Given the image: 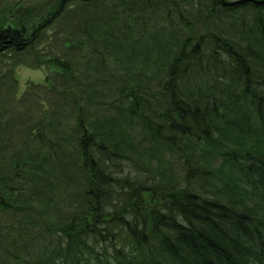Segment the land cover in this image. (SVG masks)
Segmentation results:
<instances>
[{
    "label": "trees",
    "instance_id": "16d2710c",
    "mask_svg": "<svg viewBox=\"0 0 264 264\" xmlns=\"http://www.w3.org/2000/svg\"><path fill=\"white\" fill-rule=\"evenodd\" d=\"M142 1L0 23V58L48 65L62 98L18 142L0 122V264H264V6Z\"/></svg>",
    "mask_w": 264,
    "mask_h": 264
},
{
    "label": "rangeland",
    "instance_id": "374dc122",
    "mask_svg": "<svg viewBox=\"0 0 264 264\" xmlns=\"http://www.w3.org/2000/svg\"><path fill=\"white\" fill-rule=\"evenodd\" d=\"M60 1L61 0H0V23L2 22L5 25L14 24L15 21L13 19H15V16L17 20H23L25 22L27 20L29 21L30 18H40L41 14L46 13L47 8L50 9L52 5L51 3H58ZM152 2L155 3V0H152ZM137 3L138 6L141 7L143 1L137 0ZM107 8L108 7H105V10H107ZM29 9H32V11L30 12ZM147 10L149 11V9ZM158 10L156 11L155 16L156 18L160 19L158 15L160 13H158ZM66 21L69 22L65 24V20H63L62 17L55 18V20H53V27L51 28L50 32L52 33L55 30L59 29L62 30L64 34L73 36L72 31L74 30V28H76L75 19H70V17H68ZM221 24L224 26L228 24V22L225 21ZM48 35L52 38L49 39L50 41L47 42L44 46L51 45V40H53V34ZM16 54L19 53H15V56ZM66 54L74 61L79 60V58L76 56V50H67ZM26 56L27 54L24 56V59L26 60H23L22 63L17 65H13V62L10 59V55L8 54L0 58V112L2 113L0 122L2 123L3 127L7 126L14 118L22 117L20 120L17 119L15 121V127H17L19 133L17 142L20 140V134H22V132L23 134H27V130L32 133L35 132L39 121L42 119L44 114L54 110V101L59 99L62 100V98H60L59 96H53L50 93V83L47 84V82H45L47 75H50V77L52 75H55L53 69L48 65H43L40 68H35L32 66L33 62L29 61ZM29 62L31 65L29 64ZM147 67L151 74L155 75L153 81L157 83L159 79L156 77H160L161 75L159 71L162 68V61L158 62L157 60L156 62H152V64H149ZM5 76L7 77V79L3 80L2 77ZM3 81L9 82L1 83ZM14 112H16V114ZM20 128L24 129V131L21 132ZM3 152V155L10 154V150L8 151L7 147H5ZM136 153L137 155L141 156L138 152ZM164 157V165L171 170L170 166L177 160L178 156L176 154L168 152L167 156L164 155ZM209 162H211V164L219 174L230 172L228 170V163H225L224 160L220 157L208 160V162L206 163L208 164ZM183 163L184 162H181L179 164L175 163V167H173V172H175L174 174L177 181L185 180L184 172L186 170V165ZM4 166H8V159L4 163ZM0 173H2V171H0ZM15 183L16 181L13 179L8 181V184H11L12 186L15 185ZM261 207L264 209V204H262ZM35 232L40 235L41 230L39 228H36ZM42 236L43 234L40 236L34 246L40 247L44 243ZM47 237H50V234L48 232Z\"/></svg>",
    "mask_w": 264,
    "mask_h": 264
},
{
    "label": "water",
    "instance_id": "95a60500",
    "mask_svg": "<svg viewBox=\"0 0 264 264\" xmlns=\"http://www.w3.org/2000/svg\"><path fill=\"white\" fill-rule=\"evenodd\" d=\"M248 1H254L258 5H264V0H234V1H224V4L229 6H234L236 4H242Z\"/></svg>",
    "mask_w": 264,
    "mask_h": 264
},
{
    "label": "bare ground",
    "instance_id": "6f19581e",
    "mask_svg": "<svg viewBox=\"0 0 264 264\" xmlns=\"http://www.w3.org/2000/svg\"><path fill=\"white\" fill-rule=\"evenodd\" d=\"M66 1V0H65ZM222 3H224V1H222ZM50 21V19H48Z\"/></svg>",
    "mask_w": 264,
    "mask_h": 264
}]
</instances>
